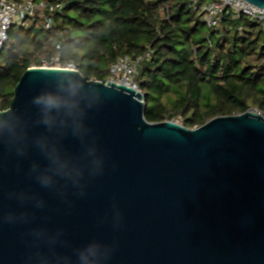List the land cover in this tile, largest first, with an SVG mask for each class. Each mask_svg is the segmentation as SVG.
I'll list each match as a JSON object with an SVG mask.
<instances>
[{
    "label": "water",
    "instance_id": "obj_1",
    "mask_svg": "<svg viewBox=\"0 0 264 264\" xmlns=\"http://www.w3.org/2000/svg\"><path fill=\"white\" fill-rule=\"evenodd\" d=\"M44 93L66 107L45 114ZM13 94L0 264H264L263 115L150 123L143 93L55 68L27 69Z\"/></svg>",
    "mask_w": 264,
    "mask_h": 264
},
{
    "label": "trees",
    "instance_id": "obj_2",
    "mask_svg": "<svg viewBox=\"0 0 264 264\" xmlns=\"http://www.w3.org/2000/svg\"><path fill=\"white\" fill-rule=\"evenodd\" d=\"M43 1L62 6L52 29L12 28L0 53V111L9 109L23 73L60 47L63 61L101 82L118 59L149 53L139 82L150 123L178 119L195 129L219 116L264 112V29L248 18L210 31L188 0ZM237 25L242 33L233 32Z\"/></svg>",
    "mask_w": 264,
    "mask_h": 264
},
{
    "label": "built area",
    "instance_id": "obj_3",
    "mask_svg": "<svg viewBox=\"0 0 264 264\" xmlns=\"http://www.w3.org/2000/svg\"><path fill=\"white\" fill-rule=\"evenodd\" d=\"M188 6L198 14L200 22L210 31L218 29L225 19L239 22L243 17L264 29V8L247 0H188ZM61 9L62 6L43 0H0V53L9 41V32L12 28L28 29L30 20H33L42 29L50 30L53 27L54 14ZM233 32L242 33L243 26L237 25ZM148 57L149 53L137 59L128 56L118 59L110 65L105 83L114 82L143 93L137 77L140 65ZM41 67L79 71L72 60H62L60 47L53 57L43 61ZM251 111L264 116L262 111Z\"/></svg>",
    "mask_w": 264,
    "mask_h": 264
},
{
    "label": "clouds",
    "instance_id": "obj_4",
    "mask_svg": "<svg viewBox=\"0 0 264 264\" xmlns=\"http://www.w3.org/2000/svg\"><path fill=\"white\" fill-rule=\"evenodd\" d=\"M33 102L38 105L45 114H50L54 111H59L63 107H66L61 98L53 93H44L38 95L34 98ZM43 123L45 125H49V120L45 119ZM43 183L47 184L46 178L43 179Z\"/></svg>",
    "mask_w": 264,
    "mask_h": 264
},
{
    "label": "rangeland",
    "instance_id": "obj_5",
    "mask_svg": "<svg viewBox=\"0 0 264 264\" xmlns=\"http://www.w3.org/2000/svg\"><path fill=\"white\" fill-rule=\"evenodd\" d=\"M34 23H36V22H34L33 20H30V26H32V25H34ZM38 25V24H37ZM207 28V27H206ZM14 29L15 30H18V27H14ZM208 29V28H207ZM4 62H3V59L2 58H0V64H3ZM34 67V66H33ZM137 79L139 80V75H138V77H137ZM140 81V80H139ZM174 122H176V123H179V120L178 119H175V120H173Z\"/></svg>",
    "mask_w": 264,
    "mask_h": 264
}]
</instances>
